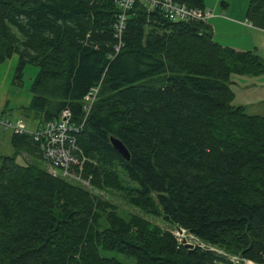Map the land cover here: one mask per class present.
Returning a JSON list of instances; mask_svg holds the SVG:
<instances>
[{"label":"trees","instance_id":"1","mask_svg":"<svg viewBox=\"0 0 264 264\" xmlns=\"http://www.w3.org/2000/svg\"><path fill=\"white\" fill-rule=\"evenodd\" d=\"M120 13L117 0H0V62L16 52L18 77L26 63L39 68L23 112L43 126L68 108L80 123L100 83L76 134L82 176L142 213L53 176L41 142L12 133L13 153L0 156V264H125L101 250L134 264L264 262V115L233 104L229 86L232 74H263L264 61L216 42L207 21L138 1L118 38ZM246 18L264 30V0H249ZM22 151L38 160L19 163Z\"/></svg>","mask_w":264,"mask_h":264},{"label":"rangeland","instance_id":"2","mask_svg":"<svg viewBox=\"0 0 264 264\" xmlns=\"http://www.w3.org/2000/svg\"><path fill=\"white\" fill-rule=\"evenodd\" d=\"M209 3H217L219 8L224 6L225 2H228L226 13L229 15L237 16L241 12L242 6L247 10V2L249 0H207ZM245 3V4H243ZM207 5V4H206ZM247 6V7H246ZM208 7V5H207ZM246 13V12H245ZM261 40L264 41V33H261ZM262 57V56H261ZM264 59V54L263 57ZM262 59V60H263ZM264 61V60H263ZM18 53H13L9 58H6L0 62V113H4L12 118L21 117L25 122L27 129L32 131L40 127L43 123L41 116L34 114H25L23 112L24 107L28 106L32 92L30 90L32 81L38 73V66L33 63H26L21 70V76L18 77ZM230 88L234 92V99L232 101L235 105H244L246 112L249 114L264 115V73L261 75H238L232 74L230 76ZM10 129H5L0 126V156L10 155L13 153V147L10 142L12 135ZM38 158L29 155L27 152L22 151L17 157L19 163H27L30 161H36ZM39 164L46 168L44 161ZM72 183L81 185L95 195H98L104 199L114 202L118 210L122 214L128 212H137L142 214L134 207L128 205L120 196L111 195L108 191L100 190L93 186L89 188L83 184H79L73 180H68ZM91 185V184H90ZM150 220L160 224L162 227L169 228L160 218L155 216L146 215ZM173 232L181 239L182 242L195 244L198 241L192 235L184 232V229L178 231L176 228H172ZM201 245H203L201 243ZM101 254L109 257H116L125 264H134V259L126 257L121 253H117L110 250H101Z\"/></svg>","mask_w":264,"mask_h":264},{"label":"built area","instance_id":"3","mask_svg":"<svg viewBox=\"0 0 264 264\" xmlns=\"http://www.w3.org/2000/svg\"><path fill=\"white\" fill-rule=\"evenodd\" d=\"M136 1L146 4L148 7L158 6L173 21H206L211 15L209 10L189 7L185 3L175 0H117L121 8V13L118 15L117 22L115 23V33L118 38H120L125 27L126 12ZM120 45V43L117 45L116 50L119 49ZM99 87L100 83H97L91 86L84 94L82 98L84 118L80 123H76L73 120L70 109L65 108L57 118L46 122L43 126L32 131L27 129L26 122L20 117L10 118L9 116L0 115V126L10 129L16 134H32L35 140L41 142V156L50 174L67 180H73L89 188L91 186L89 178L82 176L85 157L77 144L76 134L81 129L86 116L97 98ZM231 260L238 264H264V262L258 263L237 256H232Z\"/></svg>","mask_w":264,"mask_h":264},{"label":"crops","instance_id":"4","mask_svg":"<svg viewBox=\"0 0 264 264\" xmlns=\"http://www.w3.org/2000/svg\"><path fill=\"white\" fill-rule=\"evenodd\" d=\"M204 5L205 10H209L211 14L206 21L213 28V39L216 42L239 51L253 50L263 57L264 41L261 40V33L264 30L255 27L246 18L245 7L242 6L241 12L234 16L225 11L228 2L220 8L217 3H209L207 0H204Z\"/></svg>","mask_w":264,"mask_h":264},{"label":"water","instance_id":"5","mask_svg":"<svg viewBox=\"0 0 264 264\" xmlns=\"http://www.w3.org/2000/svg\"><path fill=\"white\" fill-rule=\"evenodd\" d=\"M111 143L114 149L126 160L130 158V154L127 150V148L116 138H111ZM178 231H181V229H178ZM189 244V243H186Z\"/></svg>","mask_w":264,"mask_h":264}]
</instances>
